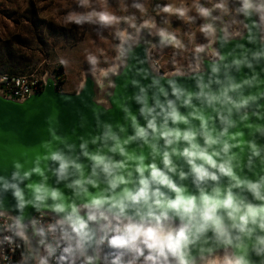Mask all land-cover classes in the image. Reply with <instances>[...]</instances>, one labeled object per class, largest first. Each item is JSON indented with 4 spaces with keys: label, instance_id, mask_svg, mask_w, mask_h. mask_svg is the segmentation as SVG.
I'll return each mask as SVG.
<instances>
[{
    "label": "clouds",
    "instance_id": "obj_1",
    "mask_svg": "<svg viewBox=\"0 0 264 264\" xmlns=\"http://www.w3.org/2000/svg\"><path fill=\"white\" fill-rule=\"evenodd\" d=\"M74 2L84 11L70 10L64 0H44L40 6L43 7L46 3L54 12H63L65 24H74L78 29L88 23L112 30V39L118 41L112 45L117 53L113 60H119L120 64L103 66L107 64V50L103 47H98L95 52L85 50L84 56V62L89 66L84 71L92 76L98 87L103 88L104 80L109 74L118 75V68L121 64H126L122 59L128 50L125 49V44L133 40L134 35L138 36L144 28L157 29L156 20L142 19L138 24L135 14L121 16L110 11L107 0ZM208 3L210 7L202 5L200 0H192L191 4L187 3V0H174L173 3L157 4L155 9H158L157 15L165 14V24L172 23L171 17L192 24L196 17L189 13L193 10L205 20L198 29L209 43L196 45L192 50L196 55L204 53L215 43L218 28L215 21L221 20L222 16L232 17V23L237 24L243 21H237L236 16L242 15L251 20L255 13L258 20H251V24L264 32V0H237L236 7L231 6L230 0H208ZM132 6L141 14L147 12L144 4L134 3ZM214 12L218 15L213 16ZM122 23L127 27H120ZM244 27L247 28L248 25L245 24ZM129 29H134V33L129 32ZM219 31L226 34L224 39L227 43V36L230 35L227 33V25L220 27ZM248 31L251 33V29ZM156 35L160 40L159 45L154 47H159L162 54L163 49L170 46L173 49V62L178 55L188 50L176 30L169 31L168 28L162 27L157 29ZM194 35L193 33L192 36ZM97 37L100 40L108 39L100 32H97ZM249 41L251 42V35ZM261 41L264 42V35L261 36ZM211 51L219 60L225 59L215 49ZM262 56L264 52L253 54L256 60ZM57 60L63 70H67L72 63L64 56H58ZM233 63L239 67L243 62L233 60ZM246 66L252 68L250 62ZM194 70H199V64ZM218 71L213 64L212 72ZM47 75L46 70L44 77ZM88 75L84 76L80 92H83L87 85ZM258 75L253 71L250 79L240 83L230 82L217 92L207 93L203 90L207 86L201 87L197 81V87H201V91L188 92L180 105L193 109L186 115L179 111L174 100L167 99L168 93L162 86L159 91L165 96L167 107L155 96V106L148 107L146 90L141 88L143 95H138L135 99L141 104L139 112L145 118L146 124L140 125L136 116L125 108L126 118H130L132 122L133 135L121 140L116 133L111 132L112 125L105 124V132L92 136L93 144L103 138L113 139L114 143L108 151L119 153L124 157L121 160L101 154L99 150L88 152V141L83 135H78L77 128L60 137L57 135L58 119L56 127L49 123L48 133L52 140H61L69 151L75 148V144L67 143L68 140L75 136L80 141L81 154L92 161L91 172L85 177L82 164L67 157L62 150H50L43 159H50L59 164L55 170L58 179L64 178L70 167L75 168L80 178L68 186H80L82 193L75 192L76 199L68 200L58 188H49L34 182L25 185L32 192V198L26 200L25 192L19 184L31 179L35 173L41 176L44 173L36 166L25 171L21 177L20 169L23 165L14 162L16 170L11 173L10 178L0 176V187L5 192L12 190L18 202V211L22 212L26 206L31 205L40 212V219L33 218L29 224L33 235L40 236L41 239L33 249L27 233L29 225L22 222V216H8L2 225L3 233L8 234L2 235L0 244L6 242L9 250H12L13 244L16 249L22 247L16 242L17 238L23 242L27 255L21 252L19 264H28L29 259L36 261V264H50L53 259L55 264H254L249 255L251 242V251L261 257L260 264H264V234H261L264 233V176H260L255 182L242 180L234 170L233 161L237 153L232 152L233 148L238 147L243 150L241 146L246 144L251 152L249 163L252 157H259L264 164V157H261L262 146L255 140H243L242 132L229 131L230 128L237 127V120L231 119L233 110L239 116L240 122L248 121L249 113L244 111L240 115L241 109H247L250 102L264 98V92L249 93L247 96L240 93L236 98L230 93L238 92L245 85L251 86L252 81L257 84L264 83L258 79ZM216 82L219 83L218 80ZM158 83L159 81H153V84ZM169 83L172 84V95L179 100L183 94L182 90L177 88L174 82ZM17 84H20L19 80ZM108 86H115L110 79ZM194 97L197 100L203 97L202 105L216 112V117L207 116L202 108L193 105ZM156 107L160 108V112H156ZM257 107L261 105L257 104ZM223 111L227 112V116L223 115ZM251 115L256 116L258 120L264 119L259 112H253ZM52 119L50 117L49 121ZM209 119H218L225 126L219 130L215 126L210 127ZM193 120L199 121L198 127L192 125ZM180 125L187 127L182 129ZM79 127L83 128L84 124L81 123ZM245 127L253 134L260 133L264 136V124L247 123ZM123 130L121 127V131ZM135 140L143 141L144 145L151 149L150 162H145L148 156L136 155L127 150L126 146ZM51 142H44L43 146L50 148ZM177 161H182V165H186L188 170L184 171ZM101 173L106 182L103 189H100L98 179ZM176 176L181 182L191 177L196 191L192 192L187 185L178 183L174 178ZM222 177L228 178L227 185H221ZM84 185L99 190L92 192ZM242 188L251 193L252 200L233 191ZM48 200L52 203H48ZM49 213L56 215L49 217ZM3 217L5 212H0V218ZM38 224L41 226L37 227ZM209 231L213 233L211 237L207 236ZM49 235L52 242H46L44 239ZM40 248L43 253L39 252ZM4 259L7 260L8 256L5 255Z\"/></svg>",
    "mask_w": 264,
    "mask_h": 264
},
{
    "label": "water",
    "instance_id": "obj_2",
    "mask_svg": "<svg viewBox=\"0 0 264 264\" xmlns=\"http://www.w3.org/2000/svg\"><path fill=\"white\" fill-rule=\"evenodd\" d=\"M230 3L232 7L237 6V0H230ZM204 6L209 7L207 5ZM216 15L218 13L214 12L213 16ZM150 18L153 17L147 16L144 19ZM235 19L243 21V23L234 24L224 16H222L221 20L215 21V24L218 26L215 43L209 49H206L204 53L196 55L192 52L191 58L194 65L184 71L181 69L162 71L150 57V49L152 46L159 44L160 40L159 36L156 35L157 29L160 28L157 26V29H142L138 36L134 35V39L125 44V49L128 50L122 59L126 61V64H121L118 68V75L109 74V77L104 80L103 88L98 87L92 76L82 69L81 79L74 91L58 90L54 83L55 78L53 74L49 70L44 69L42 77H44L46 70L48 75L42 79V87L38 90H30L22 98H12L0 90V176L10 178L11 173L16 170L13 166L14 162H19L23 165L22 169H20L21 177H23L25 171L39 166L43 170V176L35 173L31 179H26L23 183L19 184L20 188L25 192L26 200L32 198V192L25 185L34 182L44 184L49 188H58L68 200L76 199L74 193H82V188L75 185L69 187L68 185H71L75 179L80 178L79 172L75 168L70 167L65 177L58 179L55 170L59 167V164L50 159L45 160L43 156L47 155L50 150H62L67 157L83 165L85 177L89 176L91 172L92 161L81 154L80 141L75 136L67 141V143L75 144V148L71 151L61 140H52L48 133L49 123L53 127H56V120L58 119L57 135L60 137H64L66 133H70L73 128H77L78 135H83L88 141L86 149L88 152L94 153L99 150L101 154H107L115 160H121L124 157H121L119 153L108 151L109 147L114 143L113 139L110 137L103 138L93 144L91 143L92 136H99L105 132V124H111V132L116 133L121 140L133 135L132 122L130 118H126L125 108L129 109L136 116L140 125L146 124L145 118L139 112L141 104L137 103L135 99L136 96L143 95L140 91L141 88L146 90L148 107L155 106L156 101L154 96L167 107L166 98L159 91L162 86L168 93L167 99L174 100L179 111L186 115L193 109L191 107H181L180 105L188 92H200L203 86H207L203 88L205 93L209 91L217 92L230 82L240 83L243 80L250 79L253 76V71L259 74L258 79L260 81H264V71H262L264 69V56L259 60L253 58L254 53L264 52V42L261 41V36L264 35V32H262L261 28L253 27L251 24V20H258V16L254 13L251 20L245 19L242 15L236 16ZM140 22L141 20L138 24ZM204 22L205 20L200 17V24ZM245 24L248 25L247 28L244 27ZM225 25H227V33L230 34L227 36V43L224 39L226 34L219 31V28ZM248 29H251V33H249ZM150 32L151 35H149ZM250 35L251 42L249 41ZM208 43L207 40L204 45ZM129 45H131L130 48ZM211 49L218 51L225 59L219 60L212 54ZM116 55L117 53L114 51V57ZM233 60H240L243 63L238 67L233 63ZM249 62L252 64V68L246 66ZM113 63L120 64V61L113 60L111 64ZM197 64H199L198 71L194 70ZM213 64L219 69L217 73L212 72ZM85 75H88V82L83 92H80L81 83ZM229 78L232 79L230 80ZM109 79L114 82V87L108 86ZM44 80L47 82L45 83ZM154 80L159 81V83L153 84ZM217 80L219 83L216 82ZM170 81L174 82L175 86L182 90L183 94L179 100L172 95V84L169 83ZM197 81L200 82L201 87H197ZM78 92H80L79 95H77ZM259 92H264V83L257 84L256 81H252L251 86L245 85L238 92L230 93V95L236 98L240 93L247 96L249 93L258 94ZM203 99L201 97L200 100H197L194 97L192 104L196 105L197 108H202L207 116L215 118L217 113L211 108L202 105L201 101ZM257 104L261 105V107L258 108ZM244 111L249 113V120L240 122L239 116L233 110L234 114L231 119L237 120V127L230 128L229 131L233 133L242 132L243 140H255L257 144L262 146L261 157H264V136H261L260 133L253 134L252 131L245 127L247 123L264 124V119L258 120L256 116L251 115L253 112H259L264 116V98L254 103L250 102L247 109H241L240 115ZM156 112H160L159 107H156ZM223 115L227 116V112L223 111ZM50 117L53 118L51 121H49ZM159 119L160 117H158ZM81 123L84 124L83 128L79 127ZM192 125L198 127L199 121L193 120ZM209 126H215L219 130L225 125H222L218 119H209ZM121 127L124 129L123 131H121ZM180 127L183 129L187 126L180 125ZM238 139H241V137H238ZM49 140L52 141L50 148L43 146L44 142ZM160 143L162 144L163 141ZM126 147L130 153L148 156V160L145 162H150L151 156L149 153L151 149L147 145H144L143 141H132ZM241 147L243 150L240 147L232 149V152L237 153V157L233 161L234 170L242 180L247 179L255 182L260 176H264V164L261 163V158L259 157H252L251 163H249L251 152L246 144ZM37 157H40V159L38 160ZM177 163L182 165V161H177ZM182 166L184 171L188 170L186 165ZM174 178L178 183L187 185L190 191H196L192 185L191 177L182 182L178 176ZM98 179L100 189L105 188L106 182L102 173ZM16 182L19 183V181ZM228 182L227 177L221 178L220 183L222 186L227 185ZM209 185H211V182H209ZM84 187H88L89 191L92 192L99 190L91 188L90 185H84ZM233 191L247 197L248 200H252L251 193L246 188L234 189ZM47 202L52 203L51 200ZM252 202L257 203V201ZM17 203L11 189L5 192L0 187V212H5V215L8 216H22V222L29 225L27 233L31 245L35 249L37 241L41 237L33 235L29 221L34 218L33 215L37 210L28 205L20 212L16 208ZM49 215L55 216L56 214L49 213ZM212 235L211 231L207 233L209 237ZM39 252L43 253L42 248L39 249ZM249 255L254 264H260L261 257H257L251 251V242H249ZM34 262L36 264V261Z\"/></svg>",
    "mask_w": 264,
    "mask_h": 264
},
{
    "label": "rangeland",
    "instance_id": "obj_3",
    "mask_svg": "<svg viewBox=\"0 0 264 264\" xmlns=\"http://www.w3.org/2000/svg\"><path fill=\"white\" fill-rule=\"evenodd\" d=\"M173 2L174 0H107L109 10L117 15L135 14L137 23L147 16H152L160 28L178 32L179 38L188 50L178 55L175 62L172 58L173 49L170 46L164 48L162 54L159 47L152 46L150 49V57L162 71L168 69L184 71L192 67L194 65L191 58L192 50L196 45L207 41L199 32L200 17L194 10L189 13L196 17L192 24L177 20L176 17H171V24H165L163 21L165 14L157 15L158 9H155L157 4ZM42 3L44 0H34V2L33 0H0V71H39L59 63L57 57L64 56L72 63L67 70H64L63 89L74 91L81 79L82 69L89 67L84 62L85 50L95 52L98 47L105 48L106 65H109L114 57L112 45L116 44L117 40L112 39L111 29L88 23L78 29L74 24H65L63 12H54L46 3L41 7ZM64 3L70 10L84 11L83 8L76 6L74 0H64ZM134 3L144 4L147 12L141 14L132 6ZM187 3L191 4L192 0H187ZM200 3L210 7L208 0H200ZM224 17L232 22V17ZM120 27L127 25L122 23ZM97 32L108 39H98ZM129 32L133 33L134 29H129ZM186 33L188 35H185Z\"/></svg>",
    "mask_w": 264,
    "mask_h": 264
},
{
    "label": "built area",
    "instance_id": "obj_4",
    "mask_svg": "<svg viewBox=\"0 0 264 264\" xmlns=\"http://www.w3.org/2000/svg\"><path fill=\"white\" fill-rule=\"evenodd\" d=\"M45 69L49 70L53 74L55 78L54 83L56 85V88L58 90H64L63 89L64 70L61 68V65L59 63H55V64H52L49 68H45ZM43 70H39V71L30 70L27 72L0 71V90L4 94L12 98H22L30 90H38L42 87ZM17 80L20 81L19 85L17 84ZM7 217L8 215H5V217L0 218V240H2V235L8 234V233H3V229H2L4 220L7 219ZM33 217L39 220L40 212L36 211ZM49 217H53V216L49 215ZM45 219H48V217H45ZM41 224H43V221H41ZM41 224H38L37 227H40ZM44 239L46 240V242H52V238L50 235L44 237ZM16 242L20 243L22 247L19 249H16L15 244H13L11 246L12 250H9V246L6 242L3 244H0V264H19L21 260V252H25V249L23 247L22 241H20L17 238ZM5 255L8 256L7 260L4 259ZM25 255H27L26 252H25ZM28 264H35V262L29 259ZM50 264H55V260L53 259L50 262Z\"/></svg>",
    "mask_w": 264,
    "mask_h": 264
},
{
    "label": "trees",
    "instance_id": "obj_5",
    "mask_svg": "<svg viewBox=\"0 0 264 264\" xmlns=\"http://www.w3.org/2000/svg\"><path fill=\"white\" fill-rule=\"evenodd\" d=\"M12 72H18V71H12Z\"/></svg>",
    "mask_w": 264,
    "mask_h": 264
}]
</instances>
